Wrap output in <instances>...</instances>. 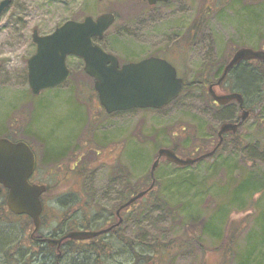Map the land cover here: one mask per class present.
I'll list each match as a JSON object with an SVG mask.
<instances>
[{"label":"rangeland","instance_id":"1","mask_svg":"<svg viewBox=\"0 0 264 264\" xmlns=\"http://www.w3.org/2000/svg\"><path fill=\"white\" fill-rule=\"evenodd\" d=\"M8 1L0 16V136L16 133L30 135L34 141H54L66 135L83 137L89 123H98L94 135L103 138L107 134V150L111 153L95 158L91 150L97 142H82L86 152L81 159L87 167L111 165L113 159L118 167L127 165L128 199L134 196L132 193L148 188L150 167L159 149H174L183 159L208 150L231 111L220 114L209 110L204 85L216 81L236 50L255 51L264 44V0H170L166 7L150 13L142 0ZM103 14H113L116 21L97 44L120 64L150 55L170 57L189 85L175 103L159 112L135 110L105 118L98 109L93 81L84 74L83 64L76 57L67 59L70 77L63 86L32 96L26 63L35 53L33 31L45 36L67 21L81 22ZM179 56H187L183 59L187 62H181ZM233 88L229 79L218 91L224 94ZM245 107L251 116L234 138L241 142L242 151L228 148L191 167L161 160L154 175L153 194L123 214L127 218L120 238L133 242L137 252L153 244L166 245L171 253L176 252L167 262L159 254L155 264H245L249 251L250 264H264V94L246 98ZM84 123L86 127L80 128ZM34 146L40 160V144ZM80 169L77 167L80 175L67 177L54 170L46 176L39 161L38 179L53 188L45 201L71 199L80 184L86 211L108 215L118 206L117 197L107 193L109 171L87 173ZM79 176L84 177L81 180ZM247 177L258 185L250 179L249 184L244 183L242 178ZM244 187L259 188L250 198L245 196L239 204H232L230 201ZM54 210L58 207L52 203L45 213L50 230L57 227ZM218 229L220 238L213 236ZM193 238L196 241L191 246L177 249L189 245ZM96 251L102 254L100 264H127L129 260L128 250L116 245L113 250ZM79 253L89 259L84 261L76 255L77 262L93 264L94 253ZM74 258L64 264H71Z\"/></svg>","mask_w":264,"mask_h":264},{"label":"water","instance_id":"2","mask_svg":"<svg viewBox=\"0 0 264 264\" xmlns=\"http://www.w3.org/2000/svg\"><path fill=\"white\" fill-rule=\"evenodd\" d=\"M146 1L148 5L153 6L156 3H167L169 0ZM8 5V0L0 3V16ZM114 22L113 14H103L95 19L86 17L81 22L67 21L45 36L33 31L31 38L35 45V53L27 60V84L32 96L37 97L42 92L62 86L70 76L67 59L76 57L83 64L84 74L93 80L94 91L106 114L143 109L161 110L176 100L182 92V81L176 77L175 69L168 63L149 59L119 67L117 58L94 42L101 41ZM248 61L264 62V52L249 48L235 51L215 85L218 86L234 67ZM209 94L221 106L231 102L237 103L242 110L238 123L222 124L217 133L219 141L215 149L197 159H180L168 149H159L149 171L151 185L123 204L118 209L117 216L121 210L130 207L153 189L154 173L161 158L179 167L192 166L210 158L222 144V136L229 132L235 134L248 119L249 112L243 110L242 94L216 96L213 86L209 87ZM34 167L35 157L25 143L14 144L0 140V186L8 192L7 207L13 214L29 216L37 230L42 212L40 197L45 192V187L28 183ZM108 231L75 232L68 234L66 238L87 240Z\"/></svg>","mask_w":264,"mask_h":264},{"label":"flooded vegetation","instance_id":"3","mask_svg":"<svg viewBox=\"0 0 264 264\" xmlns=\"http://www.w3.org/2000/svg\"><path fill=\"white\" fill-rule=\"evenodd\" d=\"M169 2L168 3H156L155 5L150 6L148 5L146 0H142L143 5H145V10H148V13L158 8L166 7L169 4ZM155 18L156 17H153L152 19H155ZM143 20L145 21V19ZM255 51L264 52V44L261 46L260 49H257ZM177 58H179V60L183 63L187 62L183 60V59H186L187 56H179ZM149 59H158L161 61H165L172 68L175 69L176 77L182 81V92L180 96L176 100L171 102L168 106L163 108L165 109L169 107L170 105H172L173 103H175L181 97V95L184 92H186L189 86L185 83L184 79L180 77L178 67L173 63V61L170 59L169 56L150 55V56L140 57L136 60H130V61L124 62L123 64H120L118 60V63H119V67H121L123 65L140 63L142 61L149 60ZM224 67L222 68V71L220 75L217 77L215 82L204 85V88L207 89L206 94L209 100L207 103V107L209 110L214 109V110L219 111L218 113L220 114L223 113L224 111H231L229 113L230 117H227V119L223 120L221 125L224 123L236 124L238 123L241 112H242L238 104L235 102H231L224 106L218 105L209 94L210 86H213V92L215 93L216 96L236 93L235 88L231 90H226L224 94H220L218 91L219 88L227 82V77L230 75L233 69L228 73L224 81H222L218 86L215 85L216 82L221 77ZM197 85L199 84L196 83L195 86L197 87ZM58 88H55V89H58ZM93 92L96 94V92L94 91V88H93ZM237 93H240V92H237ZM96 98L98 100L97 94H96ZM98 107H99L98 109L104 114L103 116L105 118L107 116L119 114V113H114L110 115L106 114L102 106L99 104V101H98ZM147 110L155 111V112L161 111V110H153V109H143L140 111H147ZM243 110H247L245 107V100H244ZM247 111L249 112V117H248L249 119L251 116V113L249 110ZM123 113H128V112H123ZM103 116L102 118H104ZM85 124L86 123H84L80 128L86 127ZM95 126H98V123L96 125H92L91 123H89V126L86 128L88 132L83 137L82 136L75 137L73 135L71 136L66 135L61 138L62 140L59 139V140H54V141L48 140L47 138L39 139L41 141L39 140L34 141L33 137L30 135H18L16 133H13L12 135H8V136L7 135L0 136V140H7L14 144L15 143H25L29 147V149L31 150V152L33 153L35 157V167H34V171L32 175L28 178V183L30 185H37V186L45 187V192L40 197V201L42 205V212L40 215V226L37 230H35L32 219L29 216L16 215V214H13L11 211H9L7 207V193L8 192L5 188L0 186V189H1L0 191V264H64L67 259L71 260L76 255H77V258L84 259V261H87L89 259L85 257L84 255L83 256L80 255L79 252H84V254H88V255L93 254V253L97 255L96 250L99 249L100 251L102 250L103 252H106L108 250H113V248H115V245L120 247L121 249H126L127 242L123 238H120L119 235H121L123 226L126 223L127 216L126 215L124 216L123 214L127 213L128 208L121 210L119 212V216H117L116 213L118 209L128 201L129 196L127 194V191L125 192V187L127 189V184H128L127 182L128 168H127V165H125L124 163H123L124 166L122 165L118 167L114 159L112 163H110L111 165H104L103 163H98L96 165H89V167H87L83 163V158L81 159V157L83 156L82 154L86 152V151H83V148H84L83 146H86V144L88 145V143L92 145L91 141H93L94 144L95 142H97V147L95 149H92L90 146H88L89 148L92 149L91 153L96 156L95 158L105 157L106 153L107 154L111 153L109 150H107L109 149V147H107V143L109 142L106 136L107 134H104L103 138H100L99 135L97 134H96L97 136L94 135L96 132L94 131ZM242 126L238 128V131L240 130V128H242ZM218 131L214 134L215 141L209 144L208 150L202 152L201 154H198L194 158L191 157V158H185V159H197L205 154L212 152L215 149L219 141L218 136H217ZM95 136L97 138H95ZM235 136H237V133L233 134L229 132V133L224 134L222 136L221 146L215 151L212 157L207 158V159H211L214 156H216L218 152L222 149L223 143L224 142L230 143V141ZM208 138H209V134H208ZM82 142L86 144L81 145L80 143ZM34 143L40 144V152H41L40 160H38L39 152L36 151ZM112 150L114 151L113 146H112ZM125 150H126V145H125ZM168 150L172 151L178 158L183 159L177 153L176 150L174 149H168ZM121 156H122V153H121ZM161 160H165V159L161 158L159 160V164ZM39 161L41 165V170L46 171L47 173L46 174L44 172L46 176L47 175L50 176L53 172H56V171L57 173L65 174L67 177L71 176V174L72 176H74L75 174L80 175V172L77 171V167L81 168L80 171H85L87 173H92V172L97 173L103 169H106L110 173L108 183H106L107 188H109V191H107V193L109 196H111L110 194H113L112 196L117 197L116 199H117L118 206L108 215H104L99 212L95 214H93L92 212H87L86 211L87 208H84L86 204L85 203L86 197L84 195L81 197V186L82 185L80 184L76 185V188H75L76 190L73 192V195L75 197L71 199L69 197H60L56 201L55 199L45 201L44 198L50 193V191L53 188L50 186L48 182H45L42 179L41 180L38 179L37 172H38ZM200 162L201 161L195 163L194 165ZM168 164L174 165L172 163H168ZM188 167H191V166H188ZM79 177L82 180L84 176L83 177L79 176ZM149 182L150 184L152 183V180L150 177H149ZM154 187H155V183H154ZM68 202L75 203L77 205L76 207L75 205H72V204H69L68 206ZM52 203H55V205L58 207V210L53 211L55 214H56L55 211H57V214H56L57 217L56 216L54 217V219H57V222H56L57 227L53 230H50L49 227H47L49 224L46 220L45 213L47 211V208L50 207ZM70 207L72 208L70 209ZM97 220L102 221V224H98ZM104 230H109V231L105 234L99 235L92 239L72 240V239L66 238L68 234L75 233V232H95L97 233V232H101ZM48 241H52V242L60 241V243L50 244ZM77 258H74L71 261L72 262L71 264H81L77 262ZM95 259H96V256H95Z\"/></svg>","mask_w":264,"mask_h":264},{"label":"trees","instance_id":"4","mask_svg":"<svg viewBox=\"0 0 264 264\" xmlns=\"http://www.w3.org/2000/svg\"><path fill=\"white\" fill-rule=\"evenodd\" d=\"M227 62L228 61L224 63V66L227 64ZM221 71L222 69L220 70V73ZM229 79L231 80V83L234 84L235 91L240 92L244 100L250 96H255V95L258 98H260L264 94V62L263 61L243 62L238 66H236L235 68H233V71L227 77V81ZM234 138H236V136ZM234 138L230 141V144L232 146L228 147L229 143L224 142L222 149L220 151L225 152L227 151L228 148L230 149L232 148L231 150H236L237 152H241L243 146L240 141H237ZM248 179L253 180L250 177L242 178V180H245L244 183L246 184H249ZM254 183L258 185L259 182L254 181ZM258 188L259 187H255L251 189L249 187L241 188L238 197H234L230 202L232 204H236V202H238L239 204L241 198L243 199V197L245 196L250 198V196L254 192L258 191ZM152 192H149L143 199H145L146 197H150L153 194ZM132 194L135 195L136 193H132ZM224 218L225 216L223 218L221 217L219 221H221L222 219L224 220ZM234 231L236 232V230ZM234 231L231 236L232 242H234L236 238ZM213 234L214 237L220 238L221 234H219V229L217 233H213ZM261 234L262 236H264V228ZM195 241L196 239L193 238L192 240H190L189 245L186 244L177 249L181 250L184 248H188ZM126 249L128 250V254H129V260H127L128 261L127 264H155V260L158 258L159 254L162 255L160 259H163L165 262H167V258L171 257V254L176 253V252L171 253L172 251L170 252V250H168V246L166 245L158 246L157 244H153L150 246L145 245L142 249V252H137L135 250L136 248L134 246V243L131 241H127ZM250 253L251 251H249V254L247 255L248 261L245 264H250V259H251ZM101 255L102 254L100 252L97 253L96 259L94 258L93 264H100L99 260L102 259ZM237 256L238 254L236 255V260H237ZM238 263L244 264L243 262L240 261H238ZM257 264H260V262H258Z\"/></svg>","mask_w":264,"mask_h":264}]
</instances>
